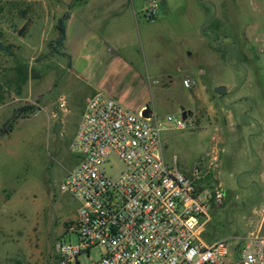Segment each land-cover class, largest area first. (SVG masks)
<instances>
[{"label":"rangeland","instance_id":"obj_1","mask_svg":"<svg viewBox=\"0 0 264 264\" xmlns=\"http://www.w3.org/2000/svg\"><path fill=\"white\" fill-rule=\"evenodd\" d=\"M80 2L0 0L1 40L14 47L12 55L0 50V128L18 114L12 132L0 135V263L59 264L55 244L79 240L69 230L79 203L60 188L77 162L71 143L85 92L70 83L61 48L54 44L50 50L49 44L58 37V20L80 10L106 16L122 55L154 68L162 91L149 95L152 111L161 119H183L182 109L188 112L184 129L166 125L161 136L164 159L181 172L210 161L213 128L197 129L225 126L227 103L243 112L232 125L242 131L229 136L223 171L237 183L214 205L203 237L226 240L233 249L264 234V0H157L159 20L150 26L137 22L134 38V16L124 12V0ZM137 80L130 81L131 100L146 97ZM202 82L210 89L205 102L193 94ZM218 84L230 86L221 101L211 94ZM106 169L117 177L124 167L113 157ZM100 256L96 248L79 260L89 264Z\"/></svg>","mask_w":264,"mask_h":264},{"label":"built area","instance_id":"obj_2","mask_svg":"<svg viewBox=\"0 0 264 264\" xmlns=\"http://www.w3.org/2000/svg\"><path fill=\"white\" fill-rule=\"evenodd\" d=\"M158 7L157 0H148L145 17L154 20ZM192 84L184 81L186 87ZM143 112L102 94L88 99L71 143L77 163L60 188L79 203L69 229L79 240L55 244L59 264H81L80 256L96 248L101 256L90 257L89 264H264V234L233 249L226 240H204L224 190L200 165L186 175L167 162L161 137L166 125L184 129L189 117L161 119ZM113 157L124 167L117 177L106 169Z\"/></svg>","mask_w":264,"mask_h":264},{"label":"crops","instance_id":"obj_3","mask_svg":"<svg viewBox=\"0 0 264 264\" xmlns=\"http://www.w3.org/2000/svg\"><path fill=\"white\" fill-rule=\"evenodd\" d=\"M90 1L91 0H81L79 4L87 5ZM122 5L126 9L124 12L131 15L133 14L134 16L132 38L135 36L134 32L135 27L137 29V22H143L144 25L150 26L159 20L158 18L157 20L151 21L144 16L143 13L148 5V0H124ZM136 6L138 7L136 8ZM68 14L69 17L65 20L66 38L60 52L68 60L67 74H69L72 79L71 81L69 80L70 83L74 85L76 91L85 92L84 111L88 99L95 94H102L108 98L114 99L127 109L134 112L144 111L146 108L151 110L147 105L149 95L153 96L156 91H162V88L157 86V81L155 80L154 72L152 71L154 68L150 70L149 66H146L145 69L139 60H132L122 55V49L118 46V43L115 42L114 39L116 38L114 37L112 29L106 25L108 19L106 16L99 17L97 16L98 12L89 13L87 10L84 13L83 10H80L78 13ZM140 14H143L144 19L138 18V15ZM199 74L205 75V72L200 70ZM131 80H137L141 92L146 94V97L142 100H131L132 96L129 94L132 86L130 85ZM219 86H225L227 92L222 96L215 94V92L211 94L218 101H221L223 97L230 92V86L218 84L216 87ZM195 89L196 92L194 91L193 93L195 96L194 100L205 102L210 94V89L206 83L202 82V86L199 87L197 85ZM243 95H245V93ZM243 95H240L241 97L236 103L242 102ZM261 100L264 103V97H262ZM46 105L47 104H45V107ZM233 107L235 106H231L227 103V109L224 110L227 120L225 126L224 124L222 125L223 128L220 125L215 128L212 126H201L197 129L202 131L211 130L213 128L211 151L209 152L210 161L208 164L201 163L200 166L208 169L209 172L215 176L225 194L231 190V185L237 183L236 181L230 180L225 174L223 175L224 167L227 163V155L229 153L227 142L232 133V136H234L237 135L235 133L238 131L239 134L242 131L240 130V127L237 131L234 130L232 126L235 124L236 118L239 117L240 113H243ZM152 112L155 113V111ZM248 135H250V132L247 131V136ZM212 164L214 165L212 166ZM193 169L186 171L185 174L190 175ZM204 234L205 230L203 232V235ZM203 238L208 243L215 242L209 241L205 237Z\"/></svg>","mask_w":264,"mask_h":264},{"label":"trees","instance_id":"obj_4","mask_svg":"<svg viewBox=\"0 0 264 264\" xmlns=\"http://www.w3.org/2000/svg\"><path fill=\"white\" fill-rule=\"evenodd\" d=\"M69 17V14L66 13L62 18L58 20L57 29H58V37L55 41L51 42L49 44L50 50L52 49V46L55 44L58 47H62L63 43L66 38V26H65V20ZM2 35L0 33V50L5 52L6 54H11L12 49H14L13 46H8L4 42H2ZM12 55V54H11ZM18 119V114H15L2 128H0V135H8L12 132L14 124L16 120Z\"/></svg>","mask_w":264,"mask_h":264},{"label":"water","instance_id":"obj_5","mask_svg":"<svg viewBox=\"0 0 264 264\" xmlns=\"http://www.w3.org/2000/svg\"><path fill=\"white\" fill-rule=\"evenodd\" d=\"M26 29H27V25L21 28L19 34L25 33ZM214 92L215 94L222 96L227 92V88L225 86H219L214 90ZM147 113H148V108L144 110L143 112L144 116H146ZM182 117L184 120H187L188 118V112L185 109H182Z\"/></svg>","mask_w":264,"mask_h":264}]
</instances>
